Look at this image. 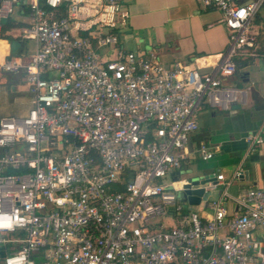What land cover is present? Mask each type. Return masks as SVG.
<instances>
[{
  "label": "built area",
  "instance_id": "2783aa9c",
  "mask_svg": "<svg viewBox=\"0 0 264 264\" xmlns=\"http://www.w3.org/2000/svg\"><path fill=\"white\" fill-rule=\"evenodd\" d=\"M125 1L0 0V38L10 19L35 42L28 60L0 62L23 71L32 94L27 114L0 117V248L10 247L0 264H264L255 235L264 189L232 195L241 170L216 173L204 187L222 186L220 195L202 215L185 207L176 173L199 111L244 101L228 79L237 58L259 54L264 0H201L229 30L210 71L166 64L155 46L126 49L116 32ZM245 139L251 151L264 142L256 132ZM196 153L207 160L215 149L202 143Z\"/></svg>",
  "mask_w": 264,
  "mask_h": 264
},
{
  "label": "crops",
  "instance_id": "0c3cea01",
  "mask_svg": "<svg viewBox=\"0 0 264 264\" xmlns=\"http://www.w3.org/2000/svg\"><path fill=\"white\" fill-rule=\"evenodd\" d=\"M245 3L248 0H237ZM126 23L116 28L120 42L129 40V50H147L156 47L164 63L180 60L198 66L202 71L214 69L229 41V30L221 10L204 5L201 0H126ZM258 28L256 57L237 58V73L228 79L230 84L245 90L243 102H230L228 109L205 105L198 113V129L188 142V156L182 162L183 172L201 169L206 174L223 173L231 179L236 170L240 176L233 179L227 190L237 195L249 188L264 189V142L253 151L245 137L251 132L264 139V6L254 19ZM13 28V27H12ZM6 34L16 38H0V62L8 55H20L28 60L35 42L24 39L14 29ZM14 43L16 44L14 47ZM32 104V94L25 73L9 72L0 68V117L23 116ZM207 143L215 149L210 159H203L196 150ZM186 181V180H185ZM218 194L220 195V189ZM218 195V196H219ZM211 210L201 205L200 213ZM255 235L264 240V232Z\"/></svg>",
  "mask_w": 264,
  "mask_h": 264
},
{
  "label": "water",
  "instance_id": "95a60500",
  "mask_svg": "<svg viewBox=\"0 0 264 264\" xmlns=\"http://www.w3.org/2000/svg\"><path fill=\"white\" fill-rule=\"evenodd\" d=\"M190 171L189 177L185 179V184L181 192V198L186 206L200 205L204 201V206L207 207L209 203V197L213 196L214 190H206L204 185L209 182L216 183V174H206L204 170L199 172ZM177 174H181V171H177ZM132 175V172H130Z\"/></svg>",
  "mask_w": 264,
  "mask_h": 264
},
{
  "label": "trees",
  "instance_id": "16d2710c",
  "mask_svg": "<svg viewBox=\"0 0 264 264\" xmlns=\"http://www.w3.org/2000/svg\"><path fill=\"white\" fill-rule=\"evenodd\" d=\"M22 24H23L22 22H15V21L10 20V19L6 20L4 22V27H3L4 37H7L8 39H10V41H15L16 38H14V37H12L10 35H6L5 32L7 30L11 29L14 26H18V25H22ZM7 34H9V33H7ZM9 249H10L9 246H7V245L3 246L2 248H0V253L1 254H6Z\"/></svg>",
  "mask_w": 264,
  "mask_h": 264
},
{
  "label": "rangeland",
  "instance_id": "374dc122",
  "mask_svg": "<svg viewBox=\"0 0 264 264\" xmlns=\"http://www.w3.org/2000/svg\"><path fill=\"white\" fill-rule=\"evenodd\" d=\"M122 43H124L125 44V46L126 47H128V46H130V41L129 40H124L123 38L121 39V44ZM15 43H14V47H15ZM103 51V50H102ZM189 174H190V171H185V172H183L182 173V175H184V176H186V177H189ZM218 191H219V189L218 190H216L214 193H213V198H216V197H218ZM186 209H188V208H186ZM191 209H193V210H196V211H200V209H201V205H196V206H192L191 207ZM159 219V221H162V219L161 218H158Z\"/></svg>",
  "mask_w": 264,
  "mask_h": 264
}]
</instances>
